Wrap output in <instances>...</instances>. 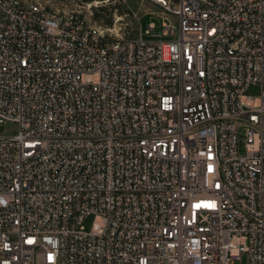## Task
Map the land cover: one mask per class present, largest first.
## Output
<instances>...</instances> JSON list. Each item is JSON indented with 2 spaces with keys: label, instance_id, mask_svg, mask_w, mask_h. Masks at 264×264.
Instances as JSON below:
<instances>
[{
  "label": "built area",
  "instance_id": "obj_1",
  "mask_svg": "<svg viewBox=\"0 0 264 264\" xmlns=\"http://www.w3.org/2000/svg\"><path fill=\"white\" fill-rule=\"evenodd\" d=\"M153 2L0 0V264H264V0Z\"/></svg>",
  "mask_w": 264,
  "mask_h": 264
},
{
  "label": "rangeland",
  "instance_id": "obj_2",
  "mask_svg": "<svg viewBox=\"0 0 264 264\" xmlns=\"http://www.w3.org/2000/svg\"><path fill=\"white\" fill-rule=\"evenodd\" d=\"M49 10L76 9L86 13V15L97 23L112 27L122 36H132L136 34L139 27L142 30L150 22L155 24V31H160L162 18L172 19L170 14L163 13V10L153 2V0H38ZM89 5L92 13L87 12ZM167 20V19H166ZM168 21V20H167ZM177 26V22H174ZM248 92L257 94L258 87L250 86ZM15 131V125L5 123L0 125V134H11ZM89 222H86L88 227ZM245 264V258L241 263Z\"/></svg>",
  "mask_w": 264,
  "mask_h": 264
},
{
  "label": "snow or ice",
  "instance_id": "obj_3",
  "mask_svg": "<svg viewBox=\"0 0 264 264\" xmlns=\"http://www.w3.org/2000/svg\"><path fill=\"white\" fill-rule=\"evenodd\" d=\"M212 170V168H211V165L209 166V171H211ZM201 205H196L195 207H200ZM203 206H205V207H215V204L214 203H211V202H209V203H206V204H204ZM29 242H31V241H29ZM49 259L51 260V257H49Z\"/></svg>",
  "mask_w": 264,
  "mask_h": 264
}]
</instances>
